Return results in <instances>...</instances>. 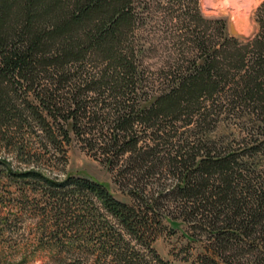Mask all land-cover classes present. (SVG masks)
Instances as JSON below:
<instances>
[{"label":"trees","instance_id":"1","mask_svg":"<svg viewBox=\"0 0 264 264\" xmlns=\"http://www.w3.org/2000/svg\"><path fill=\"white\" fill-rule=\"evenodd\" d=\"M256 16L243 40L200 0H0V144L18 160L50 162L54 148L66 162L72 133L132 200L0 157L6 177L35 185L19 202L66 264H171L153 247L165 221L187 225L200 264H264V170L248 159L264 141L236 149L209 130L226 107L264 122V3ZM147 21L178 57L152 95Z\"/></svg>","mask_w":264,"mask_h":264},{"label":"rangeland","instance_id":"2","mask_svg":"<svg viewBox=\"0 0 264 264\" xmlns=\"http://www.w3.org/2000/svg\"><path fill=\"white\" fill-rule=\"evenodd\" d=\"M264 0H200V10L207 19L222 20L229 32L233 24L237 30L247 36L245 40L253 39L259 32L257 11ZM161 25L147 21L144 25L146 39L143 73L146 84L152 95L153 91L163 89L169 68L178 59L175 55L173 40L166 34ZM219 112V111H218ZM218 120L209 130L211 138L222 146H233L248 149L260 146L264 141V122L258 120L248 109L226 107L217 113ZM70 143L63 147L66 151V162L60 159L62 153H55V149L46 156L50 162L42 160L24 161L8 154V149L0 144V157H5L15 169H28L32 166L44 168V172L52 177L65 179L69 175L90 177L106 183L114 197L122 202L132 203L131 198L115 183V172L89 152L79 139L71 133ZM248 156L249 160L264 170V145L262 150ZM0 167V264H66L69 259L59 255V248L55 247V239L50 229L45 234L39 232L38 222L42 219L33 211L32 205L23 210L21 202L27 201L24 195L31 199L39 196L33 194L35 185L30 182L18 183L6 177ZM140 178V177H139ZM146 183V180L144 181ZM152 187V186H151ZM156 189V184L154 185ZM29 198L30 202L32 201ZM153 243L159 255L171 264H200L199 254L203 252L202 244L189 239L186 224L175 225L165 221L164 228Z\"/></svg>","mask_w":264,"mask_h":264},{"label":"water","instance_id":"3","mask_svg":"<svg viewBox=\"0 0 264 264\" xmlns=\"http://www.w3.org/2000/svg\"><path fill=\"white\" fill-rule=\"evenodd\" d=\"M230 34H231L233 37L247 38V36L241 34L233 24L231 25Z\"/></svg>","mask_w":264,"mask_h":264}]
</instances>
